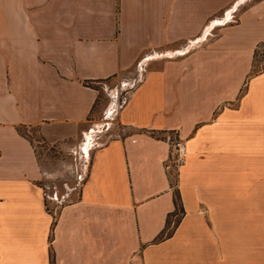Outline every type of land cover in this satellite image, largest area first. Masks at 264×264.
<instances>
[{"label":"crops","instance_id":"obj_1","mask_svg":"<svg viewBox=\"0 0 264 264\" xmlns=\"http://www.w3.org/2000/svg\"><path fill=\"white\" fill-rule=\"evenodd\" d=\"M263 42L264 0H0V264H264ZM131 71V130L53 210L21 127L79 136L94 83Z\"/></svg>","mask_w":264,"mask_h":264},{"label":"rangeland","instance_id":"obj_2","mask_svg":"<svg viewBox=\"0 0 264 264\" xmlns=\"http://www.w3.org/2000/svg\"><path fill=\"white\" fill-rule=\"evenodd\" d=\"M264 64V42L260 44L253 72ZM135 71L94 83L99 89L96 109L79 136L61 142H48L36 126L21 127L35 142L38 158L47 171L40 183L46 191L48 207L58 209L61 204L76 197V191L89 172L94 148L110 137L128 132L117 118L119 107L127 100L132 88L142 78ZM172 184L177 183L178 167L167 168ZM52 195V197L50 196ZM178 196V192H177Z\"/></svg>","mask_w":264,"mask_h":264},{"label":"built area","instance_id":"obj_3","mask_svg":"<svg viewBox=\"0 0 264 264\" xmlns=\"http://www.w3.org/2000/svg\"><path fill=\"white\" fill-rule=\"evenodd\" d=\"M167 139L171 143L172 152L168 157V162H166V167L169 169L173 166L179 167L186 161L187 158V144L185 137L180 134L169 133L167 134ZM83 181V180H82ZM52 197V195H50Z\"/></svg>","mask_w":264,"mask_h":264},{"label":"trees","instance_id":"obj_4","mask_svg":"<svg viewBox=\"0 0 264 264\" xmlns=\"http://www.w3.org/2000/svg\"><path fill=\"white\" fill-rule=\"evenodd\" d=\"M175 201H176V211L181 208L182 209V206L180 205V202H179V195L178 197L176 196L175 197Z\"/></svg>","mask_w":264,"mask_h":264}]
</instances>
